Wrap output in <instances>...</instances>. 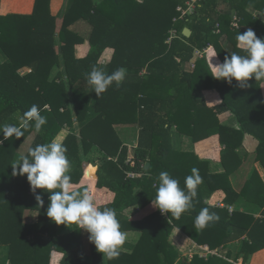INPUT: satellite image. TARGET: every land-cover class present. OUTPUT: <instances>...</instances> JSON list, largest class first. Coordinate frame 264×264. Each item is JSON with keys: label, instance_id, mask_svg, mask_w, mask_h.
<instances>
[{"label": "crops", "instance_id": "obj_1", "mask_svg": "<svg viewBox=\"0 0 264 264\" xmlns=\"http://www.w3.org/2000/svg\"><path fill=\"white\" fill-rule=\"evenodd\" d=\"M34 1L0 0V97L8 96L7 92L10 93L18 89V76H24V74L19 73L21 70H25L27 74L34 72L46 80L43 84L32 85L29 81L20 84L23 87L31 86L28 88L31 92L42 89L46 92L44 95L47 98L53 94L52 102L54 105L61 102L66 104L60 106L59 112L68 114L67 119L72 121L75 129L69 131L72 128L64 123L53 141H60L66 146V140L69 139V144L76 145V148L74 145V153L80 157L83 175L78 181L71 180L72 186L81 191L87 190L92 195L94 203L101 207L108 206L115 197V192L105 185L112 179H121L123 174L120 166H114L112 163L116 161V157H111L113 152L103 151L98 142L93 140L94 131L85 130L84 133L81 130V125L84 123L105 124L106 127H104L107 132L104 138L106 140L110 137L109 125L107 124H111L110 129L116 134L121 144L117 153L122 148H126V162H130L132 166L134 165L133 155L138 146L149 147L148 137L145 134H140V127L137 123V97L148 92L151 94L150 96L161 98V103H166L165 119L170 123L172 122L169 127L170 134L164 142L155 138L154 146L149 147L148 160L146 161L149 165L147 169L144 168V171L152 168L149 176L153 178H156L161 171H167L173 178L178 179L180 187L184 188L185 191H187L185 177L192 174L193 168L198 170V174L202 178L191 208L182 213L179 218L167 212L161 214L159 211L160 215L170 224L168 242L172 245L173 249L171 250L178 254V258L173 264H177L179 260L184 258L187 261L185 264H189L193 257L207 259L213 255L228 264H243L244 254L241 249L243 246L241 240L245 236L219 245L217 248H210L208 241L211 236L209 239L206 238L203 243H197L186 231H183L200 230L194 226V218L191 217V214L200 212L205 207H208L210 212H214L219 217L218 220L225 221L234 218L233 223L236 226L243 227V224H248L244 228H248L255 219L264 218V151H261V156H258V140L240 130L238 119L233 111L230 109L216 110L223 99L218 90L210 86L209 77L212 76L211 62L215 64L222 61L213 46L208 44V46L211 45V48L207 52L195 50L194 56L184 66L186 72L190 73L199 67V74L203 75L201 80L195 77L192 81L182 84L178 77L174 79H167L162 76L148 77L146 61L137 55L132 57L128 52H122L116 46V42H122L123 39L113 38L110 40L107 35H102L101 29L108 24L103 25L101 22L100 27H98L99 22L97 20L92 26L81 17L76 19L69 26V29L81 41L63 51L64 41L60 38L59 31L63 24V15L69 9L71 0H50V15L55 17L53 23L54 45H46L44 48L30 45L28 43L29 28L38 25L45 16L41 14L36 15V18H29L33 13ZM100 1L102 0H91V3L96 5ZM138 1L141 2L142 0ZM255 3L256 5L254 1H251L246 5V9L260 25H264L263 8L258 5V2ZM177 14L176 11L174 17ZM42 22L45 24V21ZM47 23L46 31H49L52 20H47ZM9 27L11 33L4 35L3 29ZM20 28H24L23 33H18ZM170 29L168 30V37L164 41L165 45H159L155 51L153 50L155 56L161 55L170 43L172 39L170 38ZM241 29L243 32L247 30L244 27ZM101 35L102 38H100ZM91 42H95L96 45H92ZM218 42L222 48L228 50V41L225 36L220 37ZM235 44L237 46V40H235ZM238 54L245 55L246 53L238 52ZM71 58L76 63H74L73 68H67V65L70 64L68 60ZM38 59L40 65L37 64L36 60ZM82 60H89L85 68L78 64ZM202 61L205 64H202ZM34 66L37 68L35 69ZM93 66L102 67L109 74L117 68L123 67L126 69L127 75L119 87L113 84L97 98L95 92L90 91V85L84 76L86 72L91 71ZM19 68L20 71H18ZM72 78L75 79L72 81ZM51 81L54 82L53 86L49 85ZM55 84L57 85L56 89ZM247 84V87L241 88L223 83L220 87L225 101L232 106L235 103L239 106L255 93L261 92L263 103L258 112L264 117V80L255 81L252 78ZM55 96H58L57 102L54 101ZM32 101L33 98L27 99V102H31L32 105L38 104V100L36 103H32ZM49 104L46 103L44 109L49 110ZM47 105L49 109L46 108ZM81 110L82 113L79 114L78 112ZM9 122L20 127L21 114H14L1 123L0 143L3 138L4 126ZM69 135L74 139L73 142H70L72 138L67 139ZM82 136L85 139H91L94 143L85 142L86 146L83 147ZM33 137L34 132H27L26 139L15 152L14 163L19 155L24 153L21 152V154L19 151L20 148H23L25 141L27 148ZM160 143L163 144L162 149L159 147ZM110 144L115 145L116 143L110 141ZM106 145L109 146L108 143ZM107 160L112 162H107L104 165L105 168L101 170L105 183L98 186V171ZM152 160L155 161L156 167L154 168L151 167L150 161ZM89 168H92L91 171H95L93 180L88 174ZM142 175V172H126V176L130 178H140ZM155 211L157 208L152 204L145 207L136 204L126 207L122 211L117 210V218L139 220ZM24 216L26 223L31 224L36 220L37 213L26 211ZM243 219L245 222L242 224ZM53 225L51 230L54 231L51 236L56 235L58 237L62 244L59 245L60 247L69 244L76 251L82 250L85 257L89 256V240L84 237L86 231L78 229L74 224L66 226L64 224L57 225L54 222ZM121 230L127 233V240L120 251L130 252V245L137 243L141 231ZM203 230L220 229L209 225ZM46 235L48 236V234ZM76 240H80V242ZM51 248L48 261L45 263L60 264L61 248ZM4 264H8L7 259ZM245 264H264V248L254 251Z\"/></svg>", "mask_w": 264, "mask_h": 264}, {"label": "trees", "instance_id": "obj_2", "mask_svg": "<svg viewBox=\"0 0 264 264\" xmlns=\"http://www.w3.org/2000/svg\"><path fill=\"white\" fill-rule=\"evenodd\" d=\"M187 0H102L96 5H92L91 0H71L69 9L63 15V24L59 31L60 38L64 41L62 50H67L68 47L81 41L74 32L69 29L76 19L80 17L89 22L92 26L97 20L100 27L108 24L102 28V35H107L111 40L123 39L122 42L117 41L118 46L122 52H128L130 56H139L146 61V69L148 77L162 76L167 79H174L178 77L180 83L185 84L192 81L195 77L198 80L203 79V75L199 74V67L193 72H186L185 64L194 56L195 50H203L211 44L218 54L220 60L230 53H243L237 48L235 44L236 35L238 31L243 33L244 28H251L257 37H264V25H260L258 21L253 18L252 14L246 9V5L251 1L258 2L264 12V0H200L195 4V10L192 14H187L184 19L178 22H173L172 18L176 14L175 7L179 4L186 6ZM263 5V6H261ZM44 14L38 25L29 28L28 43L37 48H44L46 45H54V20L55 17L50 15V0H35L32 15L29 18H36V15ZM236 14L239 17L238 27L231 26L232 15ZM34 16V17H33ZM177 16V15H176ZM47 20H52L49 31L47 30ZM45 21V24L42 22ZM47 25V26H46ZM187 26L191 33L188 37L182 34L183 27ZM262 28H260V27ZM35 27V28H34ZM176 28L177 35L172 37L170 43L166 46V50L161 55L154 54L153 50L159 45H165L164 41L168 37V30ZM216 28L219 29L216 32ZM18 29V28H17ZM34 29V30H33ZM24 28H20L18 33H23ZM9 33H11L9 31ZM21 35V34H19ZM102 35L100 38H102ZM22 36V35H21ZM225 36L228 41V50L222 48L218 42L220 37ZM104 37V36H103ZM99 42V41H98ZM164 43V44H163ZM96 45L95 42H91ZM145 54V55H144ZM37 64L40 60H36ZM65 61V60H64ZM70 64L67 68H73L76 61L71 58ZM89 60L79 61L78 64L85 68ZM202 64L204 61L201 62ZM84 64V65H83ZM205 64V63H204ZM19 67V66H17ZM35 69L37 66H34ZM18 89L11 91V98L7 95L0 97V125L7 118L14 114H21L26 112L31 106V102L22 101L23 97L33 94V102L38 104L41 110V115L46 117V124L37 132L35 130V121H31L23 128V136L17 138L15 135L3 136L0 143V245L8 246L7 261L8 264H46L48 261L51 247L61 248L62 258L60 264H173L178 258V254L172 251V245L168 242L170 233V224L160 215L159 210L147 215L139 220L120 219L121 229L138 230L141 231V236L136 244L130 245V252L120 251V255L115 259H108L103 257L102 253L96 251L94 244L89 242L90 251L89 256L85 257L82 250L76 251L74 247L62 245L58 237L51 236L54 230V221L50 220L45 212L48 204V193L42 189H36V193L42 194L44 206L40 207L35 199V194L31 191L30 185L26 179V174L13 175L12 164H14V156L18 147L24 142L27 137V132H34V137L31 139L24 153L29 147H34L37 144L52 142L56 134L60 131L64 123L69 125L71 120L67 119L68 114L60 113V106H65V103L55 104L52 102L53 94L47 98L46 92L37 90L31 92L28 88L21 86V82L29 81L34 84H43L46 80L39 74H24L19 77ZM75 78H72V81ZM205 79V78H204ZM210 86L216 88L222 96V103L216 108L217 111L230 109L234 112L238 119L240 130L243 133L252 135L258 140L257 154L261 156V151H264V117L258 112L260 105L263 103V96L261 92L255 93L249 97L248 100L237 106L228 104L223 97L221 85L226 83L223 80H217L210 76ZM54 85L51 81L49 85ZM238 86V82L233 80L232 84ZM57 85L55 84V89ZM9 93V92H7ZM55 93V92H54ZM145 95L138 96V114L137 123L140 127V134H145L148 139L149 147L154 146L155 138H159L164 142L165 138L170 134L169 127L172 124L165 119L166 103H161L162 99L150 96L148 92ZM55 96L54 101L57 102ZM160 99V100H159ZM40 100V101H39ZM166 101V100H165ZM26 103V104H25ZM50 103V109H44V105ZM31 104V106H29ZM65 111V110H64ZM79 114L82 113L78 112ZM109 125L108 132L110 137L104 138L106 131L105 124H89L81 125V130H93L99 147L103 151L112 153L116 161H105L98 171V186L104 185L105 179L102 175V169L105 164L111 161L114 166H120L121 179H112L108 186L115 192V197L112 203L107 207L115 210L117 217V210L122 211L126 207L132 205H139L145 207L151 203V199L155 198L156 190L153 184L156 182L155 178L149 176L150 169L144 171V163L148 160V148L139 145L133 155L134 165H130L127 161V150L122 148L119 153L117 150L120 147V141L116 134L111 131ZM105 126V127H104ZM113 130V129H112ZM85 133V132H84ZM101 135V137H99ZM72 138L71 135L67 137ZM83 147L86 143H94L89 138L82 136ZM70 140V142H73ZM110 141L116 143L110 144ZM86 142V143H85ZM109 144L107 146L106 144ZM75 145V144H74ZM73 143L69 144L66 140L67 157L71 162V169L69 175L71 180L78 181L83 175L81 168L80 157L75 155ZM163 144L160 143L162 149ZM112 148V150H110ZM264 153V152H263ZM20 156V155H19ZM264 159V158H263ZM151 162V167H156L155 161ZM92 168H89L91 171ZM88 174L92 180L95 178L94 172ZM123 171V172H122ZM127 171L142 172V177H127ZM119 172V171H118ZM117 172V173H118ZM115 174V173H114ZM114 180V181H113ZM26 211H35L37 213L36 220L28 224L25 221L24 213ZM199 212H193L191 217L195 219ZM234 218L222 221L217 220L210 224L216 226L220 230H183L192 237L197 243H203L206 238L209 239L208 245L210 248H217L219 245L226 244L234 239L241 240L243 252V264H245L249 256L257 250L264 248V218L255 219L248 228H244L248 224H243V227L236 226ZM241 224V225H242ZM211 231V232H210ZM48 234V236L46 235ZM84 237L88 240V233ZM80 242V240H76ZM187 263L186 259H181L177 264ZM189 264H228L217 256H210L207 259L193 257ZM231 264V263H230ZM233 264V263H232Z\"/></svg>", "mask_w": 264, "mask_h": 264}, {"label": "clouds", "instance_id": "obj_3", "mask_svg": "<svg viewBox=\"0 0 264 264\" xmlns=\"http://www.w3.org/2000/svg\"><path fill=\"white\" fill-rule=\"evenodd\" d=\"M237 47L245 55L236 52L226 55L223 62L212 64L211 75L217 80L232 84L233 80L238 86L247 87V82L254 78L255 81L264 80V37H257L251 29L236 35ZM127 71L123 67L117 68L110 74L102 67H95L84 74L90 91H94L97 98L110 86L117 87L125 80ZM39 106L33 104L21 115V125H6L3 136H23V128L31 121H35V130L39 132L46 124V117L42 116ZM66 146L60 141H52L29 147L25 154L19 156L12 164L13 175H24L30 185L31 191L40 207L44 206L41 193L36 189L46 191L48 204L45 209L47 217L57 225H76L88 233V240L94 244L96 251L103 257L115 259L120 255V249L127 240V233L121 230V225L116 217L115 210L107 206H97L92 195L72 186L71 162L68 159ZM192 174L185 177V191L180 187L179 181L167 171H161L155 178L153 187L156 190L152 205L161 214L170 213L179 216L192 206V201L197 195V187L202 182L198 170L193 168ZM219 217L210 212L208 207L202 208L194 219V226L203 230Z\"/></svg>", "mask_w": 264, "mask_h": 264}, {"label": "built area", "instance_id": "obj_4", "mask_svg": "<svg viewBox=\"0 0 264 264\" xmlns=\"http://www.w3.org/2000/svg\"><path fill=\"white\" fill-rule=\"evenodd\" d=\"M199 1L200 0H187L186 3H185L186 4L185 7L181 6V5H178L176 7V11H177L178 14H177V16H175L173 18V22H178L179 20L184 19L187 14H192L194 12V10H195V4L197 2H199ZM230 24H231L232 27H238V25H239V17L236 14L233 15ZM218 31H219V29L216 28V32H218ZM176 35H177L176 28H174V27L171 28L170 29V38H172V37H174ZM209 48H211V45L207 46V48H204L202 51H206L207 52ZM46 108L49 109V106L47 105Z\"/></svg>", "mask_w": 264, "mask_h": 264}, {"label": "rangeland", "instance_id": "obj_5", "mask_svg": "<svg viewBox=\"0 0 264 264\" xmlns=\"http://www.w3.org/2000/svg\"><path fill=\"white\" fill-rule=\"evenodd\" d=\"M9 31H10V27L9 28H4L3 29V34L5 35V34H9ZM21 69L19 68V70L18 71H20ZM20 74H26L27 75V73H26V71L25 70H21L20 72H19ZM28 74H31L30 72L28 73ZM43 90L42 89H40V92H42ZM34 92H36L35 90H34ZM4 94H6V92H4ZM8 96L9 97H12L11 96V94L10 93H8ZM28 98H33L34 99V97L33 96H27V98L25 99L24 97H23V99H22V101H26ZM26 103H27V101H26ZM25 103V104H26ZM70 120V119H69ZM67 124H68V126L70 127V128H72L71 130H69V131H74V129H75V125L72 123V121H71V124L69 125V122H67ZM6 125H14V124H12V122H9L8 124H6ZM8 137V136H7ZM57 141V140H56ZM26 141H25V144L23 145V148L21 149L20 148V151H19V153H23L24 152V148H26ZM21 153V154H22ZM13 158H15V156L13 157ZM101 192V191H100ZM7 253H8V246L7 245H1L0 246V264H4V262H5V260L7 259L6 257H7Z\"/></svg>", "mask_w": 264, "mask_h": 264}, {"label": "water", "instance_id": "obj_6", "mask_svg": "<svg viewBox=\"0 0 264 264\" xmlns=\"http://www.w3.org/2000/svg\"><path fill=\"white\" fill-rule=\"evenodd\" d=\"M190 33H191V30H190L188 27H184V28H183V30H182V34H183L184 36L188 37V36L190 35ZM148 165H149V163L146 162L144 168L147 169Z\"/></svg>", "mask_w": 264, "mask_h": 264}]
</instances>
